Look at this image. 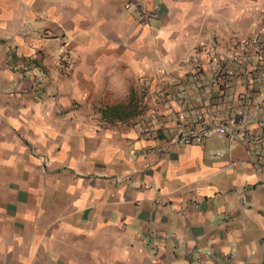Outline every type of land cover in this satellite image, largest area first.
<instances>
[{
    "label": "crops",
    "instance_id": "obj_1",
    "mask_svg": "<svg viewBox=\"0 0 264 264\" xmlns=\"http://www.w3.org/2000/svg\"><path fill=\"white\" fill-rule=\"evenodd\" d=\"M253 38L264 0H0V264H264V169L137 134Z\"/></svg>",
    "mask_w": 264,
    "mask_h": 264
},
{
    "label": "built area",
    "instance_id": "obj_2",
    "mask_svg": "<svg viewBox=\"0 0 264 264\" xmlns=\"http://www.w3.org/2000/svg\"><path fill=\"white\" fill-rule=\"evenodd\" d=\"M182 65L190 71L196 100L176 94L179 107L171 122L157 124L143 115L137 128L141 137L159 131L176 142L201 143L208 137L225 138L229 146L239 144L246 165L264 169V43L259 38L232 43L222 52L209 45L204 54L188 55ZM147 83L141 82V90ZM159 98H166L162 89ZM222 150L215 152L221 156ZM230 159L228 165H231ZM203 259H200L202 262Z\"/></svg>",
    "mask_w": 264,
    "mask_h": 264
},
{
    "label": "rangeland",
    "instance_id": "obj_3",
    "mask_svg": "<svg viewBox=\"0 0 264 264\" xmlns=\"http://www.w3.org/2000/svg\"><path fill=\"white\" fill-rule=\"evenodd\" d=\"M212 142H215L216 145H218L219 143H222L220 142V140H213ZM207 148L209 149L208 151H210L211 148L210 147H207Z\"/></svg>",
    "mask_w": 264,
    "mask_h": 264
}]
</instances>
